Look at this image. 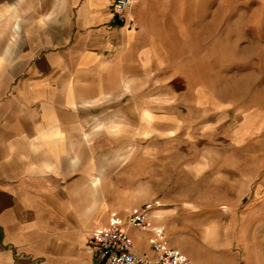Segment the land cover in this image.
I'll return each instance as SVG.
<instances>
[{
  "label": "rangeland",
  "instance_id": "374dc122",
  "mask_svg": "<svg viewBox=\"0 0 264 264\" xmlns=\"http://www.w3.org/2000/svg\"><path fill=\"white\" fill-rule=\"evenodd\" d=\"M132 17L120 31L155 49L144 64L133 46L125 86L78 105L97 126L60 184L91 157L104 223L157 204L151 226L193 263L264 264V0H138Z\"/></svg>",
  "mask_w": 264,
  "mask_h": 264
},
{
  "label": "crops",
  "instance_id": "0c3cea01",
  "mask_svg": "<svg viewBox=\"0 0 264 264\" xmlns=\"http://www.w3.org/2000/svg\"><path fill=\"white\" fill-rule=\"evenodd\" d=\"M114 1L0 0V264H98L88 238L114 214L102 221L93 158L60 184L80 164L81 132L97 126L76 108L125 86L133 46L144 64L155 49L143 28L120 31ZM128 233L134 253L152 255L150 233Z\"/></svg>",
  "mask_w": 264,
  "mask_h": 264
},
{
  "label": "built area",
  "instance_id": "2783aa9c",
  "mask_svg": "<svg viewBox=\"0 0 264 264\" xmlns=\"http://www.w3.org/2000/svg\"><path fill=\"white\" fill-rule=\"evenodd\" d=\"M138 0H115L112 11L117 20L127 28L136 30L137 25L132 17V11ZM157 204L149 203L133 208L127 214L124 224L110 218L102 229L92 231L88 244L97 249L98 264H195L181 252L165 243V233L162 227H152L151 213ZM121 224H120V223ZM135 229L151 234V256L139 255L133 252V241L128 230Z\"/></svg>",
  "mask_w": 264,
  "mask_h": 264
},
{
  "label": "trees",
  "instance_id": "16d2710c",
  "mask_svg": "<svg viewBox=\"0 0 264 264\" xmlns=\"http://www.w3.org/2000/svg\"><path fill=\"white\" fill-rule=\"evenodd\" d=\"M120 24V26H122V24L121 23H119Z\"/></svg>",
  "mask_w": 264,
  "mask_h": 264
},
{
  "label": "bare ground",
  "instance_id": "6f19581e",
  "mask_svg": "<svg viewBox=\"0 0 264 264\" xmlns=\"http://www.w3.org/2000/svg\"><path fill=\"white\" fill-rule=\"evenodd\" d=\"M160 205H158V207H159Z\"/></svg>",
  "mask_w": 264,
  "mask_h": 264
}]
</instances>
